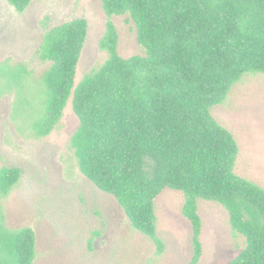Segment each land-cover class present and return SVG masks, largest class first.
<instances>
[{
	"label": "trees",
	"instance_id": "1",
	"mask_svg": "<svg viewBox=\"0 0 264 264\" xmlns=\"http://www.w3.org/2000/svg\"><path fill=\"white\" fill-rule=\"evenodd\" d=\"M24 11L32 0H8ZM99 40L106 60L75 86L88 22L75 18L49 29L40 55L50 67L32 86L28 69L0 62V93L13 88L16 108L35 135H49L72 97L79 126L71 138L80 170L113 195L133 229L161 254L155 201L166 187L184 195L193 254L202 253L200 198L221 204L245 245L226 264H264V188L238 175L239 146L211 108L249 73L264 74V0H102ZM129 14L143 54L122 57L115 15ZM21 169L0 168V193ZM37 236L12 228L0 213V264H35Z\"/></svg>",
	"mask_w": 264,
	"mask_h": 264
},
{
	"label": "rangeland",
	"instance_id": "2",
	"mask_svg": "<svg viewBox=\"0 0 264 264\" xmlns=\"http://www.w3.org/2000/svg\"><path fill=\"white\" fill-rule=\"evenodd\" d=\"M85 18L86 42L77 66L75 86L107 58L99 47L107 15L102 0H32L22 12L0 0V62L22 64L37 86L50 67L40 55L44 34L63 22ZM122 57L143 54L129 14L115 15ZM14 88L0 93V168L16 166L21 177L0 193V213L12 228L32 227L37 236L35 264H190L192 226L183 214L182 192L164 188L155 201L158 235L165 250L132 228L116 198L99 189L79 168L71 138L79 126L70 97L52 132L35 135L29 117L16 108ZM239 146L235 172L264 188V74L249 73L227 98L211 108ZM203 253L198 264H226L244 247L227 210L200 198Z\"/></svg>",
	"mask_w": 264,
	"mask_h": 264
}]
</instances>
